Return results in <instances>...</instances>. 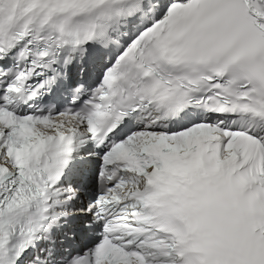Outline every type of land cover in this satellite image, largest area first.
<instances>
[{
  "label": "snow or ice",
  "instance_id": "6c2138e0",
  "mask_svg": "<svg viewBox=\"0 0 264 264\" xmlns=\"http://www.w3.org/2000/svg\"><path fill=\"white\" fill-rule=\"evenodd\" d=\"M0 264H264V0H0Z\"/></svg>",
  "mask_w": 264,
  "mask_h": 264
}]
</instances>
